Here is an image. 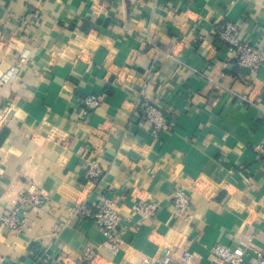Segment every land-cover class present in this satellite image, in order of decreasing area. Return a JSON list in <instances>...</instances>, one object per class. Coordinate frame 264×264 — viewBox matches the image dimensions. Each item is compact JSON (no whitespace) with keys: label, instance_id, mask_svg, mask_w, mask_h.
I'll list each match as a JSON object with an SVG mask.
<instances>
[{"label":"crops","instance_id":"1","mask_svg":"<svg viewBox=\"0 0 264 264\" xmlns=\"http://www.w3.org/2000/svg\"><path fill=\"white\" fill-rule=\"evenodd\" d=\"M225 20L264 51V0H0V264H142L167 247L209 264L216 241L264 248V65L232 69L216 34ZM141 91L172 123L157 138ZM88 94L100 105L86 110ZM97 154L93 183L84 164ZM31 183L46 202L16 232L1 216ZM176 187L192 195L188 221L173 215ZM107 196L123 218L116 254L69 209ZM143 199L153 216L132 210Z\"/></svg>","mask_w":264,"mask_h":264},{"label":"built area","instance_id":"2","mask_svg":"<svg viewBox=\"0 0 264 264\" xmlns=\"http://www.w3.org/2000/svg\"><path fill=\"white\" fill-rule=\"evenodd\" d=\"M109 1V0H99ZM219 42L224 48L226 59L236 65L247 68L250 72L259 71L264 65V51L249 40L242 39L239 26L236 21L225 20L219 23L216 30ZM23 59H21L22 61ZM19 62L17 66H20ZM16 67L14 71H16ZM9 77L2 75L6 80ZM228 93L239 99L251 100L250 93H240L234 88H226ZM103 100L102 94H88L81 99L86 110H91L100 105ZM140 117L147 125L149 132L155 138L163 132L172 128L171 121L165 116L161 109L144 92H140L137 105ZM255 149L264 157V133L256 144ZM101 155L85 161L83 175L90 182H98L103 174L104 167L101 164ZM249 178V177H247ZM196 183H194V186ZM46 202V195L41 188L31 183L18 196L13 208L1 216V223L10 229L21 232L26 227L30 212L42 206ZM173 215L182 221H188L193 216L192 195L188 189L176 187L172 192ZM71 213L91 218L102 230L104 241L102 245L113 254L118 253L123 246L119 228L122 226L123 218L119 206L113 196H107L96 204L89 206L84 201H75L70 206ZM157 202L143 199L132 205V210L141 218L151 217L155 214ZM209 264H264V248L256 246L252 237H247L243 245L231 246L220 241L212 243L209 247ZM85 258L93 259L94 253L87 247ZM142 264H200L197 255L190 249L185 248L175 255L172 249L164 248L163 252L150 257H144Z\"/></svg>","mask_w":264,"mask_h":264},{"label":"water","instance_id":"3","mask_svg":"<svg viewBox=\"0 0 264 264\" xmlns=\"http://www.w3.org/2000/svg\"><path fill=\"white\" fill-rule=\"evenodd\" d=\"M232 69L235 70V71L238 72V73L249 74V72H250L249 69H247V68H243V67H240V66H238V65H236V64H234V65L232 66Z\"/></svg>","mask_w":264,"mask_h":264}]
</instances>
